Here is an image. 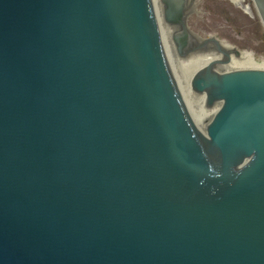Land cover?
<instances>
[{
	"label": "water",
	"instance_id": "obj_1",
	"mask_svg": "<svg viewBox=\"0 0 264 264\" xmlns=\"http://www.w3.org/2000/svg\"><path fill=\"white\" fill-rule=\"evenodd\" d=\"M160 4L202 127L154 0H0V264H264V68Z\"/></svg>",
	"mask_w": 264,
	"mask_h": 264
},
{
	"label": "rangeland",
	"instance_id": "obj_2",
	"mask_svg": "<svg viewBox=\"0 0 264 264\" xmlns=\"http://www.w3.org/2000/svg\"><path fill=\"white\" fill-rule=\"evenodd\" d=\"M193 10L188 25L194 32L216 36L257 64L264 63V28L252 0H195ZM167 33L170 35V28ZM180 61L175 62L180 72L176 75L183 81L192 71L186 73L188 68Z\"/></svg>",
	"mask_w": 264,
	"mask_h": 264
},
{
	"label": "bare ground",
	"instance_id": "obj_3",
	"mask_svg": "<svg viewBox=\"0 0 264 264\" xmlns=\"http://www.w3.org/2000/svg\"><path fill=\"white\" fill-rule=\"evenodd\" d=\"M154 4L156 7V11H157V15H158V21L160 23V27H161V33H162V37L164 40V45L166 48V51L168 53V56L172 62V67L174 69L175 74H179L177 73L178 71H176V63L177 61L179 62V58H177L175 56V50H174V45L172 43V39H171V29H170V35L167 33V30L169 29V26L166 25L163 16H162V6L160 4V0H154ZM212 60V56H208V55H204V56H196L193 58H190L188 60H181L183 65V68L185 69L188 68L186 70V73H189L190 71L194 70L197 67L200 66H204L206 64H208L210 61ZM180 61V62H181ZM176 62V63H175ZM184 62V63H183ZM231 64L240 66V67H244V68H264V63L261 64H257V62L255 60H253V58H251V56L248 55H243L242 57H240L239 59L237 58H233ZM179 70V67H178ZM182 76V75H181ZM177 79L178 76L176 75ZM190 78L191 76H187L185 77V79L183 81H181L180 79H178L180 88L182 90V94L184 96V99L186 101L187 106H189V111L192 114L195 123L199 126L202 127L204 124V121L206 119H208L212 114H213V110L210 109H206V105H205V101L200 97L197 96L196 94H194L191 90L190 87Z\"/></svg>",
	"mask_w": 264,
	"mask_h": 264
}]
</instances>
